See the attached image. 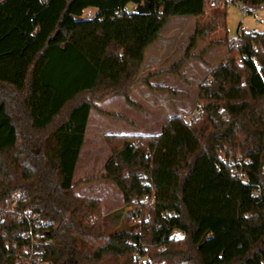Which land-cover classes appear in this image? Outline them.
<instances>
[{
	"label": "trees",
	"instance_id": "16d2710c",
	"mask_svg": "<svg viewBox=\"0 0 264 264\" xmlns=\"http://www.w3.org/2000/svg\"><path fill=\"white\" fill-rule=\"evenodd\" d=\"M142 2L0 0V264H26L30 249L41 264H264V31L236 46L223 34L191 54L225 9L197 24L163 72L227 48L197 88L199 116H172L155 136L103 137V179L121 193L120 209L102 215L99 200L74 192L94 102L120 95L133 105L128 94L148 84L145 52L167 20L205 15L206 0H148L138 14Z\"/></svg>",
	"mask_w": 264,
	"mask_h": 264
},
{
	"label": "rangeland",
	"instance_id": "374dc122",
	"mask_svg": "<svg viewBox=\"0 0 264 264\" xmlns=\"http://www.w3.org/2000/svg\"><path fill=\"white\" fill-rule=\"evenodd\" d=\"M128 8L131 9V7ZM87 10L93 11V9ZM87 10L84 11L83 17H90ZM212 11V9L205 8V15L199 19H194L190 16H183L173 18L166 24L167 27H165L167 30L178 21H181V23L183 22V24H181L183 35H179L177 40H174L172 44L173 49H171V56H169L170 62L172 61V64L176 62L173 60L177 54H185V51L189 46V40L195 32L197 24L199 26L205 27L210 22V15ZM223 14V22L221 23L220 18H218V27L215 28L213 26V29L211 30L206 29L203 38L197 41L196 46L191 54H200L211 41L222 38L223 34L227 36L228 40H232L237 37L238 31L241 29L254 32L264 31V14L261 15V21H257L253 16L243 14L236 6L226 7ZM207 52L205 57L204 55L206 53L201 58L193 59L192 61L198 67L202 68V76L200 75L198 78L193 76V72L191 71L190 73L189 70H184L185 67L183 66V72L181 74L180 71H177V73L172 74V76H163L160 80L158 79L157 81H154L153 84L165 85L171 82L170 84L172 88L182 90V96L178 98L181 102L178 103L186 101L194 94L198 86L209 77V75L207 78L204 76L208 73V70L213 67L215 68L219 63L224 62L228 56L227 48L220 46L213 47ZM170 62L168 61L166 64ZM205 66H208L207 69ZM145 88V86L139 87V89ZM115 99L116 98L105 100L102 104L99 102H94L95 110L89 117V128L87 135H85V142L82 145L81 153L73 177L74 192L81 197L91 199L97 198L101 204V214L105 216L120 209L123 206V199L121 193L112 182H101L100 175L104 170L107 161L111 157L109 148L106 150L107 148L103 143L102 133L104 135L106 134L107 130L105 129V126H116L117 124V122H115L116 120H114L112 117L109 118L105 116L102 119L101 117L105 114V112L102 110H109L110 112L114 113H122L131 118L136 115L141 121L145 119L143 116V109L139 108L138 106H134L136 111L132 113V111L127 110V108L119 100ZM136 102H138V100ZM196 105L194 106V109L196 108ZM176 110L183 114V104L180 106V108H176L173 105L171 110H169L167 117L176 113ZM192 112L184 114L183 118L187 120Z\"/></svg>",
	"mask_w": 264,
	"mask_h": 264
},
{
	"label": "crops",
	"instance_id": "0c3cea01",
	"mask_svg": "<svg viewBox=\"0 0 264 264\" xmlns=\"http://www.w3.org/2000/svg\"><path fill=\"white\" fill-rule=\"evenodd\" d=\"M87 12L91 17L92 15H94L95 10L94 9L93 11L87 10ZM173 18H178V17L169 18L166 24ZM181 24H183V22L181 23V21L180 22L178 21L167 30H166L167 26L166 27L164 26V28L160 33V37L149 48H147L144 56V62L139 73V77L144 78L150 76L151 78L149 79L148 84H140L129 92L128 99L133 105L128 104L125 101L124 97L120 95L111 96L99 102L102 104L105 100L116 98L127 108V110L132 111V113L136 111V108H134V106H138L139 108L144 110L143 116L145 117V119L141 121L139 117L136 115H134L131 118L122 113H114V112H110L109 110H102L105 112V114L101 117L102 119L105 116H107L109 118L111 117L114 118V120H116L115 122H117L116 126L114 125H110L109 127L105 126V129L107 130L105 135L113 134V135H129V136H133V135L155 136L160 133L162 126L170 117L172 116L184 117V114H188L189 112L194 111V106L197 103L196 102L197 89L194 92V94L189 98L190 100L187 99L182 103H178L181 102L178 98L182 96L181 94L182 90L172 88L170 81L169 84H165V85L153 84L154 81H157L158 79L160 80L163 76L166 77L172 76V74H165L163 72L170 69L175 63L180 61L181 58L183 57V54L182 55L177 54L175 59L173 60L176 62H174L173 64L172 61L170 62L169 59V56H171L170 52H172L171 49H173L172 48L173 41L174 40L176 41L179 35H183V29ZM207 53L204 55V57L207 55ZM167 60L170 63L166 64V62H168ZM192 61L193 59H190L182 65V67L179 70L180 74L183 72V66H184L185 67L184 70L186 71L189 70L190 73L192 71L193 76L198 78V76L200 75L202 76L203 70L202 68L194 64V62ZM213 68L209 69L208 73L204 75L206 78L210 74V71ZM141 86H145L146 88L139 89V87ZM135 100L136 101L138 100V102H136ZM139 102L142 104H140ZM182 104H183V114L180 111L176 110V113L172 114V116L167 117V114L169 113V110H171L173 105L176 108H180ZM93 111L94 110L90 112L89 117ZM89 124L90 122L88 118L85 135H87ZM127 131H131V132H127ZM105 135L102 133V139ZM84 142H85V137H84ZM106 150H108V148ZM100 176H101V182L108 183L107 182L108 180L103 179L104 170L102 171Z\"/></svg>",
	"mask_w": 264,
	"mask_h": 264
},
{
	"label": "built area",
	"instance_id": "2783aa9c",
	"mask_svg": "<svg viewBox=\"0 0 264 264\" xmlns=\"http://www.w3.org/2000/svg\"><path fill=\"white\" fill-rule=\"evenodd\" d=\"M228 6H236V7H238L243 14L251 15L257 21H261V15L264 14V2H262V3L258 4V5H253L252 6V5H245L239 0H206V8H208V9H225ZM121 13H122V11H117L114 14L115 15H121ZM240 34L250 35L251 31H246V30H243V29L239 30L238 34H237V37L231 40V45L236 46L238 44L239 38H240L239 37ZM252 49L254 51H262L263 52V50L258 45L254 44V43H252ZM237 62L239 64H242V58H238ZM200 108H201L200 105H196V108L194 109L192 114L189 116L187 121L195 120L200 114ZM228 162H229V164H231L230 163L231 161H228ZM238 176L241 178L242 181H244V177H243L241 171L238 172ZM13 199H14V202L17 201L16 196H14ZM143 202L146 204V206H152L153 202H154V199L151 196H149V197L145 196L143 198ZM26 219H27V223L29 225H32L35 228H37V225L39 224L37 222V218L31 217L28 220V217H26ZM31 219H35V220H33V222H32V221H30ZM183 235L184 234L182 232H180V231H174L171 234V238H173L175 240H178V239L182 238ZM39 236H40L39 233L31 234L30 235L31 241H33L34 238L39 237ZM26 264H41L40 256L33 255L32 249H30L29 255L27 256Z\"/></svg>",
	"mask_w": 264,
	"mask_h": 264
},
{
	"label": "water",
	"instance_id": "95a60500",
	"mask_svg": "<svg viewBox=\"0 0 264 264\" xmlns=\"http://www.w3.org/2000/svg\"><path fill=\"white\" fill-rule=\"evenodd\" d=\"M135 11L138 14H147L149 12V2L148 0H143V2L135 7Z\"/></svg>",
	"mask_w": 264,
	"mask_h": 264
}]
</instances>
